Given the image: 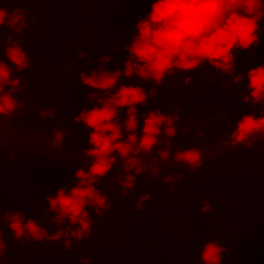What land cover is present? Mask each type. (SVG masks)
<instances>
[{
    "label": "trees",
    "instance_id": "trees-1",
    "mask_svg": "<svg viewBox=\"0 0 264 264\" xmlns=\"http://www.w3.org/2000/svg\"><path fill=\"white\" fill-rule=\"evenodd\" d=\"M152 0H12L3 3L9 12L21 8L29 28L18 37L5 26L0 39H18L30 60L23 72L13 71L23 87L14 93L20 107L17 112L35 105L48 91L56 75L68 62V69L53 90L33 109L10 120L20 128L64 132L63 140L88 148L90 129L75 124L74 117L93 91L79 81V73L89 74L97 67L100 56H111L104 65L108 71H123L122 51L127 40L135 35L138 17L150 11ZM86 52L84 59H77ZM2 55V52H0ZM244 52L236 57L237 72ZM7 63V60H4ZM264 65V20L260 25V44L253 67ZM187 76L191 82L183 83ZM224 79L207 64L194 72H176L157 88L151 81L121 78L120 84L142 87L154 97L138 109L140 124L149 110L159 109L178 116V123L221 113L229 104L234 85H223ZM211 81V82H210ZM7 91V89H5ZM246 94V91H245ZM50 111L54 119L42 118ZM264 106L240 104L224 120L190 129L155 151L175 155L185 148H195L230 137L235 122L245 113L259 116ZM125 119L120 111L121 123ZM202 133V135H201ZM12 158H9V157ZM84 165L53 160L32 153L3 149L0 153V207L7 213L19 211L27 219H35L49 234L57 231L52 214L47 211L45 197L57 189L71 188L74 172ZM123 168L112 171L95 187L107 195L110 207L97 216L87 208L92 232L86 240L73 241L71 250L63 242L16 241L7 224L0 225L6 244L0 264H202L199 249L210 239L224 247L221 264H264V138L223 156L201 164L195 170L161 168L154 177L151 169L135 177V187L121 196L119 178ZM134 175V170L132 173ZM166 176L180 177L174 183L164 182ZM150 195L143 210L136 208L137 199ZM210 211L202 213L203 201ZM67 223V222H65Z\"/></svg>",
    "mask_w": 264,
    "mask_h": 264
},
{
    "label": "clouds",
    "instance_id": "clouds-1",
    "mask_svg": "<svg viewBox=\"0 0 264 264\" xmlns=\"http://www.w3.org/2000/svg\"><path fill=\"white\" fill-rule=\"evenodd\" d=\"M4 2L0 0V36L6 26L12 35L18 37L29 28L26 13L21 8L9 12L3 7ZM127 2L123 0L124 4ZM262 20L264 0H152L147 15L137 18L135 35L122 48L127 53L121 63L123 71L106 70L104 65L111 62L112 57L105 55L98 58L97 67L89 74L79 73L80 83L93 90L87 97L88 103L94 102L93 106L90 109L82 108L79 115L74 117L75 124H82L91 130L87 137L88 148L83 151L89 163L76 169L75 183L71 188L61 187L54 196L45 197L47 211L52 214L57 231L49 234L35 219L25 221L21 212L5 213L2 207L0 225L6 223L18 242L62 241L65 250L69 251L73 241L88 239L93 221L86 209L91 207L100 216L110 207L107 195L102 194L95 185L112 171L117 156L123 162L124 175L119 178L121 196L126 197L135 187L136 176L149 168L154 177L161 171V167L156 166L155 158L145 165L138 154L149 156L162 133L169 138L164 144H170L171 138L176 135L178 116L159 109L149 110L143 115L142 127L138 131V109L154 95L133 84H120L121 78L131 80L135 77L136 81H151L159 88L166 78L174 76L176 72H194L207 64L221 76L230 78L224 79L223 85L237 86L244 77L237 72L236 57L238 53L259 47ZM6 43L5 47V41L0 39V121L11 117L20 107L14 93L23 85L18 77L13 78V71L20 73L31 66L18 39L13 40L10 35ZM86 55V52H81L77 59H84ZM191 79V76H187L183 83L187 85ZM246 79V94L241 96V103L253 107L264 106V65L250 68L246 72ZM121 110L125 112L122 123ZM40 115L54 119L50 111L41 112ZM64 135L62 130H55L51 136V146L60 149ZM257 136H264V111L259 116L254 113L241 115L230 133V144L226 146L250 147V141ZM157 156L160 161L166 162L170 155L160 152ZM203 156L201 151L189 147L178 151L173 163L195 170L203 163ZM133 170L134 175L130 174ZM177 179L180 177L166 176L164 182L172 184ZM149 199L150 195L139 196L136 208L143 210V205ZM200 211H210L208 201H203ZM5 251L6 244L0 232V261ZM225 251L224 247L210 239L199 249L200 260L202 264H221ZM80 264H89V261L81 259Z\"/></svg>",
    "mask_w": 264,
    "mask_h": 264
},
{
    "label": "water",
    "instance_id": "water-1",
    "mask_svg": "<svg viewBox=\"0 0 264 264\" xmlns=\"http://www.w3.org/2000/svg\"><path fill=\"white\" fill-rule=\"evenodd\" d=\"M257 47H253L247 52H244L243 61L238 73L244 77L242 82L234 86L232 98L228 104V106L219 114L209 116V117H200L194 118L191 120H187L185 122L179 123L175 125L176 135L171 138L174 139L179 136L182 132H186L190 129H193L198 126L210 125L214 123H218L225 118H227L240 104L241 96L245 94L246 91V72L253 67L254 59L256 55ZM72 62V58L69 57L68 62L64 65V67L59 71L56 75L54 81L51 84V87L45 93V95L32 107L16 112L11 117L0 121V148L2 149H11L17 150L21 152L32 153L38 156L47 157L53 160L59 161H67L72 163H78L82 165H86L89 163L88 159L83 156V151L87 148L81 147L66 141H62V147L60 149H55L51 146V134L45 131H37L30 130L25 128H20L18 126L12 125L10 120L15 116L25 113L33 109L41 100H43L55 87L59 78L63 75V73L68 69L69 65ZM264 138V136H257L255 139L250 141L254 143L260 139ZM169 138L161 134L158 137L159 143L153 148L152 153L149 156H144L143 154H138L139 158L143 160L144 164L147 165L152 158L157 160L158 167L161 168H185L186 165L173 163V159L175 155H170L169 159L166 162H162L159 160L155 151L164 146L165 141ZM230 137L219 139L217 141L204 144L195 149L201 151L204 156L202 158L203 163L213 160L217 157L228 154L232 151L243 148V145H236L233 147L226 146L230 144ZM115 155V154H114ZM202 163V164H203ZM112 168H123V162L120 161L119 157L116 158V163L112 166Z\"/></svg>",
    "mask_w": 264,
    "mask_h": 264
}]
</instances>
